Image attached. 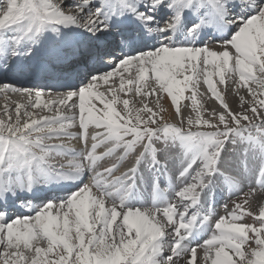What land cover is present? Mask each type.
I'll return each mask as SVG.
<instances>
[{
	"label": "snow or ice",
	"instance_id": "snow-or-ice-1",
	"mask_svg": "<svg viewBox=\"0 0 264 264\" xmlns=\"http://www.w3.org/2000/svg\"><path fill=\"white\" fill-rule=\"evenodd\" d=\"M0 96V264H264V0H0Z\"/></svg>",
	"mask_w": 264,
	"mask_h": 264
},
{
	"label": "bare ground",
	"instance_id": "bare-ground-1",
	"mask_svg": "<svg viewBox=\"0 0 264 264\" xmlns=\"http://www.w3.org/2000/svg\"><path fill=\"white\" fill-rule=\"evenodd\" d=\"M111 83V82H110ZM201 85H203V84H201ZM117 86H118V81H117ZM203 87H205L204 85L203 86H201V88L203 89ZM200 88V89H201ZM223 88V87H222ZM101 90L103 91V90H105V88H104V86H102L101 87ZM9 94H11V93H9ZM190 92H186L185 93V96L187 97V96H190ZM131 97H130V96ZM130 97V98H129ZM153 97V96H152ZM151 97V98H152ZM231 97V96H230ZM235 97V96H234ZM233 97V98H234ZM121 98L122 99H129V101H130V103L131 104H133V105H135L134 103L135 102H137L138 101V103H139V105L141 104V101H140V98L139 97H135V93H134V91L132 92V93H129V94H127V95H125L124 93H121ZM229 98V97H228ZM8 99H9V101H11L12 103L10 104V106L11 107H13L14 108V103L15 102H22V99H21V97H19L18 95H16V94H11V96H8ZM26 99V98H25ZM142 99V98H141ZM238 99V98H237ZM151 100V99H150ZM235 100H236V98H235ZM153 101H154V97H153ZM156 101H157V97L155 96V103H154V105H153V108H154V110H155V104H156ZM238 101V100H237ZM134 102V103H133ZM159 102L161 103V104H163V106L166 108V109H168L169 111H174V109H172L171 108V106H170V100L169 99H167L166 98V94H162V95H160V97H159ZM189 100H184V101H182L181 102V104H185V103H187V104H189ZM151 103H152V101H151ZM153 104V103H152ZM236 104H238L237 102H235L234 103V109H236L235 108V106L236 107H238V105H236ZM3 105H4V99H3V97L2 96H0V109H2V107H3ZM136 105H138L137 103H136ZM149 105V104H148ZM151 106V105H150ZM135 107H137V108H140V107H143V104H141L140 106H135ZM207 107V106H206ZM211 107V106H210ZM208 110H211V108H207ZM190 110V109H189ZM13 115H14V113H13ZM73 144L74 145H76V142L75 141H73ZM78 146V145H77ZM117 174H119V173H117ZM87 181V180H86ZM220 214H224V212H223V210H221V211H218ZM245 221L246 222H251V218H246L245 219ZM0 252H3V248H0ZM201 254H202V250H201Z\"/></svg>",
	"mask_w": 264,
	"mask_h": 264
},
{
	"label": "rangeland",
	"instance_id": "rangeland-1",
	"mask_svg": "<svg viewBox=\"0 0 264 264\" xmlns=\"http://www.w3.org/2000/svg\"><path fill=\"white\" fill-rule=\"evenodd\" d=\"M228 85H229V87H230V85H231V82L230 81H228V82H226ZM201 84H203V78H202V80H201V82H200V87L201 86H203V85H201ZM218 86V88L220 89V90H223V88L225 87V86H221V85H217ZM223 87V88H222ZM199 92L200 93H207V89H206V87H204L203 89L201 88H199ZM207 95H210V94H207ZM8 96H11V94H8ZM130 96V95H129ZM231 96V97H230ZM131 97V96H130ZM129 97V98H130ZM152 96H150L149 98H148V100H147V103L149 104V107H153V105H154V101H155V95H153V97H154V101H153V97L151 98ZM234 96L230 93L229 94V102L232 104V107L234 108V103L235 102H237V98H238V95L237 96H235L234 98H233ZM235 98H236V100H235ZM247 98V97H246ZM151 99V100H150ZM142 99L140 98V101H141ZM151 101H152V103H151ZM134 103V102H133ZM136 103L138 104V105H136ZM191 102H189V104H190ZM135 105H133V106H140L141 104H143V102L141 101V104L139 105V103H138V101L137 102H135L134 103ZM151 105V106H150ZM236 105H238V104H236ZM207 106V107H206ZM211 105L209 104V105H205V107L206 108H211L210 107ZM119 108H122V105H120V106H118ZM235 108H237L236 106H235ZM85 182H87L86 180H85ZM244 222H246V221H244Z\"/></svg>",
	"mask_w": 264,
	"mask_h": 264
}]
</instances>
